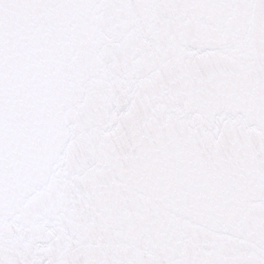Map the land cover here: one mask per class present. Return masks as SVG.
I'll use <instances>...</instances> for the list:
<instances>
[{"label":"snow or ice","instance_id":"6c2138e0","mask_svg":"<svg viewBox=\"0 0 264 264\" xmlns=\"http://www.w3.org/2000/svg\"><path fill=\"white\" fill-rule=\"evenodd\" d=\"M0 264H264V0H0Z\"/></svg>","mask_w":264,"mask_h":264}]
</instances>
